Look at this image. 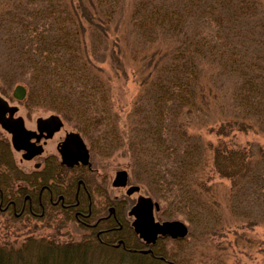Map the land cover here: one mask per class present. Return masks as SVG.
<instances>
[{"label":"trees","instance_id":"trees-1","mask_svg":"<svg viewBox=\"0 0 264 264\" xmlns=\"http://www.w3.org/2000/svg\"><path fill=\"white\" fill-rule=\"evenodd\" d=\"M114 81L135 85L129 102ZM16 86L94 156L122 153L158 217L187 228L175 264L264 225V0H0V94ZM113 259L84 241L0 243V264Z\"/></svg>","mask_w":264,"mask_h":264},{"label":"flooded vegetation","instance_id":"flooded-vegetation-1","mask_svg":"<svg viewBox=\"0 0 264 264\" xmlns=\"http://www.w3.org/2000/svg\"><path fill=\"white\" fill-rule=\"evenodd\" d=\"M0 97L8 106L16 107L12 117L22 119L30 145L29 151L15 150L11 136L0 128V144L7 154L1 157L0 165V219L7 224L56 227L64 232L73 228L78 236L68 241L101 245L114 252L117 264L177 262L183 238L154 233L145 220L149 208L141 202L149 198L139 193L128 174L119 186L116 177L123 170L111 174L109 167L92 154L83 137L67 128L59 117L61 125L56 130L53 125L36 126L38 118L53 114L36 117L29 128L26 123L30 118L17 115L18 107ZM11 99L17 105L23 101H16L12 94ZM70 134L81 140L86 160L74 139L66 142ZM150 201L152 225L172 222L159 218L156 203ZM141 203L143 208L138 207ZM65 234L71 237L70 231Z\"/></svg>","mask_w":264,"mask_h":264},{"label":"rangeland","instance_id":"rangeland-1","mask_svg":"<svg viewBox=\"0 0 264 264\" xmlns=\"http://www.w3.org/2000/svg\"><path fill=\"white\" fill-rule=\"evenodd\" d=\"M113 87L114 96L118 103L129 102L135 94V85L130 81L126 84L121 81H114ZM14 88L15 87H13L9 93H3L0 94V96L9 94L8 97L4 95L3 98L8 99L12 105L18 107L19 112L17 115L26 114L30 118V121L26 123L27 127L30 128L33 125L36 117L44 118L49 116L50 113L34 108H26L22 103L17 105V103L11 99V94ZM65 126L70 128L66 124ZM70 130L73 129L70 128ZM239 138L241 141H238L239 143H242V145L247 143V141H252L250 136H240ZM209 140L214 143L216 137H210ZM254 140L260 146H264L263 138L256 137ZM15 156L16 159H18V155ZM98 158H100L102 164L109 167L108 171L111 174H113V171L115 170H123L128 174V171L126 170L128 162L121 152L115 151L109 156L101 155ZM133 185L139 188L140 194L145 195L142 188L134 183ZM69 231L71 237L65 234ZM69 231H58L53 227H50L49 229H41L39 225L34 228L33 224L27 226H23L20 223L7 224L4 220L0 219V243L9 242L18 245L19 242H22L23 239L28 237L50 238L57 242H64L67 239H75L78 236V232L75 231V229L71 228ZM188 240L189 239L186 240L185 245L190 244ZM192 246L193 244H191V247ZM193 251L192 260L194 264H264V225H256L254 227L246 228L244 225L233 224L224 232V237L222 239L201 241L193 248Z\"/></svg>","mask_w":264,"mask_h":264},{"label":"water","instance_id":"water-1","mask_svg":"<svg viewBox=\"0 0 264 264\" xmlns=\"http://www.w3.org/2000/svg\"><path fill=\"white\" fill-rule=\"evenodd\" d=\"M25 89L22 86H16L13 89L12 96L13 99L16 101H21L25 97ZM16 111V107H10L7 105L6 101L3 100L0 97V128L7 132L11 136V144L13 148L17 151L19 150H25L29 151V132H27L24 128L23 122L21 118H13V114ZM7 114V117H6ZM44 125H53L55 127V130L61 125L59 122V119L57 116H49L45 119L38 118L36 120V126L38 128H41ZM74 139L76 143L79 145V148L82 150V156L83 159L86 160V151L83 148L82 142L79 139V137L75 134L68 135L66 142H69V140ZM29 159V157H28ZM126 172L120 171L117 174V180L119 181V186H121L125 182ZM141 202H145L147 212L145 220L150 222V228H153L154 233L160 234V235H167L172 238L179 237L184 238L187 234L186 227L178 221H172V222H166L163 223L161 226L152 225V216L150 209L152 208V204L150 199H143ZM156 208H158L157 204L154 205ZM138 207L143 208L142 203L138 204ZM136 210L138 208H135ZM134 211V210H133ZM138 217V216H137ZM147 222V223H148Z\"/></svg>","mask_w":264,"mask_h":264}]
</instances>
